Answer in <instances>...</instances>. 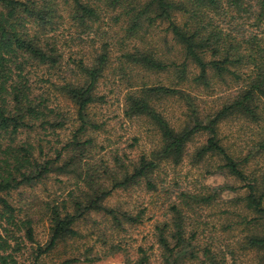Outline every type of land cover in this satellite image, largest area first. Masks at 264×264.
<instances>
[{
  "label": "trees",
  "instance_id": "16d2710c",
  "mask_svg": "<svg viewBox=\"0 0 264 264\" xmlns=\"http://www.w3.org/2000/svg\"><path fill=\"white\" fill-rule=\"evenodd\" d=\"M114 99L144 129L131 146L148 137L134 156L98 140ZM186 164L240 184L186 187ZM51 176L58 197L15 204ZM118 190L130 199L110 205ZM61 245L73 249L57 264L264 252V0H0V264Z\"/></svg>",
  "mask_w": 264,
  "mask_h": 264
},
{
  "label": "rangeland",
  "instance_id": "374dc122",
  "mask_svg": "<svg viewBox=\"0 0 264 264\" xmlns=\"http://www.w3.org/2000/svg\"><path fill=\"white\" fill-rule=\"evenodd\" d=\"M74 32V31H72ZM159 35L162 32V29L159 31ZM66 36H69L68 34ZM76 48V47H74ZM196 71V70H195ZM112 96V95H111ZM211 96H208L209 99V105L214 106L215 98ZM113 98V96H112ZM216 103H219L220 101L216 98ZM119 104L115 99L113 100V103L111 101L108 103V105H105L103 110H101L100 107H98V110L102 112V115L105 117L107 123L105 124V129L103 131H99L97 133L98 140H105L106 138L112 137L114 140L119 139L123 143V148H128L129 153L132 156L137 154V152L141 151V148L144 145L150 146L148 144L147 136H145L141 140V144L131 146L133 143V136L134 134H137L140 129L142 128V125L136 121H128L126 119H123L122 115H120L121 110L119 109ZM239 127V123H232L227 122L222 125V130H224V134L228 135V139L235 140V128ZM75 127L71 126V124L67 127V129L60 132V137L63 139H66L70 136L71 131ZM144 130V129H143ZM108 142V141H106ZM118 146L115 145V147ZM109 150L107 147L104 152ZM103 152V153H104ZM189 164H186L181 169H177L175 171H181L182 177L181 181L182 184L186 187L190 186L191 188H195V186H202V185H209V186H217L220 184L230 183L234 185L240 184L238 181L233 179L232 177H227L225 175L216 174V175H210L205 173L203 170H196L193 168L189 171ZM189 171V172H188ZM170 172H174L173 170H170ZM188 172V179L184 177V175ZM173 176V175H170ZM196 177L199 178V182L194 181L196 180ZM60 178H63L62 176ZM58 179H54V176H51L46 184H39L34 187L24 186L21 187L19 190L13 191V201L15 204H20V206H27L29 203L32 202H39L42 200H47L51 198L58 197L59 194V186H63L57 181ZM64 188V187H62ZM224 197H232L235 194L234 193H228L225 192ZM131 197V192L124 191V190H118L114 192L113 196L110 197L109 204L115 205L117 203H125L127 200H129ZM37 230H36V238L43 244L47 240V223H40L38 224ZM72 247H64L61 245L58 249H56L54 252L49 254L48 256H44L40 262L41 264H57L60 260H62L68 253L70 254L72 251ZM84 248H81L83 250ZM235 255L234 258L230 255L228 256V263L227 264H233V261L235 260L236 264H264V252H245L242 249H239L238 247H235ZM20 258L27 259L29 262H32L34 260V255L32 253V248L30 245H26L21 252ZM72 264H125L124 263V257L122 255H116L113 257H106L105 259L101 261H96L92 263L88 262H78V263H72Z\"/></svg>",
  "mask_w": 264,
  "mask_h": 264
}]
</instances>
